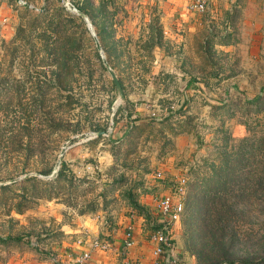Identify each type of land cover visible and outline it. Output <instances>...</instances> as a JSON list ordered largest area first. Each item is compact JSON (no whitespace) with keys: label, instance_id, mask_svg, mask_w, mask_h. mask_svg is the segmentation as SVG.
Returning a JSON list of instances; mask_svg holds the SVG:
<instances>
[{"label":"rangeland","instance_id":"rangeland-1","mask_svg":"<svg viewBox=\"0 0 264 264\" xmlns=\"http://www.w3.org/2000/svg\"><path fill=\"white\" fill-rule=\"evenodd\" d=\"M17 1L0 0V184L24 175L54 178L61 161L73 181L51 199H33L21 213L5 215L0 206V238H8L0 241V264H52L50 253L61 259L93 236L108 243L101 233L129 213L143 218L141 228L150 238L157 224L155 200L166 192L176 197L173 184L180 178L184 193L176 198L183 207L171 236L179 254L196 264L186 246L200 230L196 176L224 136L227 149L242 138L255 147L244 170L250 186L229 223L245 241L236 239L242 248L264 253V190L251 188L254 175L248 170L264 160V109L254 112L256 104L247 103L258 94L264 101V23L260 47L251 54L237 46L235 28L222 36L218 23L211 27L207 14L197 13L192 17L200 27L190 33L184 23L163 17L159 0H25L37 7L29 14L42 13L43 23L58 32L45 29L31 48L28 19ZM76 5L86 13L78 14ZM72 15L80 17L68 19ZM93 36L122 84L120 100L93 54ZM60 53L66 56L64 70ZM41 80H52V90H37ZM55 119L64 130L51 133ZM128 186L139 204L149 200L143 213L130 206Z\"/></svg>","mask_w":264,"mask_h":264},{"label":"trees","instance_id":"trees-1","mask_svg":"<svg viewBox=\"0 0 264 264\" xmlns=\"http://www.w3.org/2000/svg\"><path fill=\"white\" fill-rule=\"evenodd\" d=\"M76 7L81 12L86 13L82 6L76 5ZM23 9V18L28 19L25 22V27L28 33H31V36L28 37L31 40L28 42L31 44V48L36 45L35 41L32 39L39 38L38 36L43 34L45 29H49L51 33H58L56 26L50 27V24L46 26L45 23H43L44 21L41 19L42 13L29 14L30 8L28 9L27 6H24ZM74 17L80 16L72 15L69 16L68 19H74ZM39 28L41 31H38ZM19 31L23 32L24 28L21 27L19 30L17 29V32ZM101 38L104 39L102 34ZM227 43L229 42L225 44ZM93 54L98 60L100 59L98 51L95 48ZM58 59L61 69H66L67 64L64 53H60ZM119 83L121 84L120 80ZM53 85L54 83L52 80H41L37 82L36 89H40V92L43 94L51 91ZM260 98L261 102L259 103ZM247 103L256 104L254 106V112L255 110L260 111L264 109V101L259 94L255 95ZM65 105V102L60 103L57 106L58 110H56V113L58 111L62 112ZM49 125H53L52 130L49 129L51 133L64 130V128H62L63 122L60 119L52 120ZM228 138L229 137L224 136L221 144L217 145L216 148L212 150L213 155L209 156V158L202 159L203 174L201 177L196 176L197 186H195V194L197 195L195 200L199 204L197 211L199 212L198 221L200 222V230L199 234H197L192 241L188 242L186 246L195 257L196 264H264V253L255 254L251 253L247 248H242L241 245L243 244L237 242L239 239L236 238L235 232L231 231L232 226H230L229 223V219L233 214V206L241 202L246 187L250 186L248 175L244 170L250 166L249 162L247 163L246 160L254 158L255 156L253 152L255 147L252 146V143L245 142L247 138H242L238 140L239 142H237L235 146L227 149ZM262 138L263 137L258 139V144L261 143L260 141H263ZM257 146L260 148V145ZM248 170L254 175L252 181H254L255 187L252 185L251 188L255 190L259 185V187L264 190V160L255 162V165ZM43 174H46V172H43ZM53 177L54 178L43 180V178H38L35 175H24L20 181L1 183L0 206L4 209L5 215L8 214L9 210H13L15 213H21L28 207L33 199L39 197L51 199L55 197L59 191H67L73 181L71 173L62 161ZM113 182H116V180ZM107 190H112V187L110 186ZM124 194L127 196L132 209H135L139 213H143V205L139 204L135 199L136 194H134L132 188L128 186V188L124 190ZM11 201L15 202L10 204ZM88 207L89 210L94 209L93 204ZM81 212H83V210H81ZM201 235H203V241L196 240V238ZM7 239L8 238H0V241ZM239 241L246 244L245 241ZM261 248L263 247H259V249ZM260 251H264V249ZM167 260L168 255L165 256L164 264H169ZM176 264L183 263L178 261Z\"/></svg>","mask_w":264,"mask_h":264},{"label":"crops","instance_id":"crops-1","mask_svg":"<svg viewBox=\"0 0 264 264\" xmlns=\"http://www.w3.org/2000/svg\"><path fill=\"white\" fill-rule=\"evenodd\" d=\"M192 1L159 0L158 6L161 8L164 18L170 17L169 21L173 24L184 23L187 31L194 33L198 30V26L200 27V23L193 19L198 12L190 11L187 8ZM203 14H207V20L205 19L204 21L211 22V27H213V23L220 25L217 33L222 36L223 34L228 35L235 28L240 42L237 46L241 45L243 48H249V53L251 54L256 53L259 49L263 38V32L260 27L264 23V0H209L208 10ZM228 44L233 45L232 43H227L226 46H229ZM222 45H225V42ZM140 203L147 206L149 205V200H141ZM129 216H123L121 220L119 218L117 226L109 230L108 233H101L100 231L101 234L107 235L108 238L106 239H111V243L108 242L109 247L107 249L94 251L92 261L95 264H123L124 260H127L128 264H151L153 243L149 240V237L147 238V232L141 228L144 226L143 218L137 214L132 215V213H129ZM121 222L123 223L121 224ZM130 222L132 224L134 243L129 247H124L122 226ZM77 230H79V227L72 231L77 233ZM82 230H84V227L81 228ZM92 233H95V230ZM80 241L78 238L76 242ZM86 245L87 241H84L80 245H76L79 247L77 250H72V252L77 253ZM177 249L171 236L167 250H169L170 254L177 256L178 260L183 264H188L187 261L190 259L185 255L179 254L180 251ZM61 259H64V254H62Z\"/></svg>","mask_w":264,"mask_h":264},{"label":"built area","instance_id":"built-area-1","mask_svg":"<svg viewBox=\"0 0 264 264\" xmlns=\"http://www.w3.org/2000/svg\"><path fill=\"white\" fill-rule=\"evenodd\" d=\"M17 2L21 6L37 9L36 6L31 3H27L25 0H18ZM208 3L209 0H193L188 4L187 8L193 12L205 13L208 10ZM155 176L160 177V173L156 172ZM184 183L185 178H180L177 179L175 184H173L174 191L177 196L184 193ZM176 197H174L171 193L166 192L165 194L159 195L155 200L154 205L157 214V224L153 227L149 238L153 243V259L151 264H163L165 256L167 255V261L169 264H176L179 261L175 255L170 254L169 250H167L170 242L172 227L176 222H178L177 220L182 213V202L180 201V198ZM122 232L123 245L124 247H129L134 243L131 222L124 226ZM108 247L109 244L107 242H100L97 237H94L77 253L65 251L63 252L64 259H59V257L50 253V259L52 264H95L92 261V254L94 251L107 249ZM123 264H128V261L124 260Z\"/></svg>","mask_w":264,"mask_h":264},{"label":"water","instance_id":"water-1","mask_svg":"<svg viewBox=\"0 0 264 264\" xmlns=\"http://www.w3.org/2000/svg\"><path fill=\"white\" fill-rule=\"evenodd\" d=\"M65 1L68 2V0H65ZM75 11H76L78 14L81 15L80 10L75 9ZM93 37H94V42H95V44H96L95 49L98 51V53H99V55H100V59H101V62H102V64H103V67H104V69L106 70V72L108 73V75H109V77H110V80H111V82H112V84H113V87H115V89H116V92H115V93H116V96H117L118 100H120V99L123 98V92H124L123 87H121V84L119 83V80L117 79L115 73L113 72V70L111 69V67H110L109 64L107 63V61L105 60L104 56L101 54V48H100L101 45H100V43L97 41V39L95 38V36H93ZM102 133H105V132H104V131H98V135H99V134H102ZM64 149H65V144L63 143V144L61 145L60 149H59L58 161H57V163L55 164V168H54V169L57 168V165H58V163H59V159H60L62 153L64 152ZM17 179H18V178L11 179V180H9L8 182H13V181H15V180H17Z\"/></svg>","mask_w":264,"mask_h":264}]
</instances>
